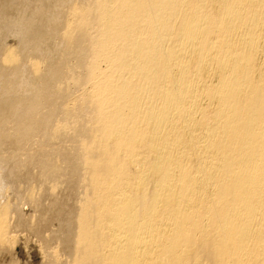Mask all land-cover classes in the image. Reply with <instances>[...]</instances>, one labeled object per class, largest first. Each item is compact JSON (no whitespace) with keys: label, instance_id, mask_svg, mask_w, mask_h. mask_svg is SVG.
<instances>
[{"label":"bare ground","instance_id":"bare-ground-1","mask_svg":"<svg viewBox=\"0 0 264 264\" xmlns=\"http://www.w3.org/2000/svg\"><path fill=\"white\" fill-rule=\"evenodd\" d=\"M12 2L11 5L16 3ZM73 3L64 12L65 17L60 13L63 18H58V12L53 19L52 25H62L55 47L60 48L56 62L51 65L47 60L41 63L40 58L29 60L25 56L31 83L23 85L24 80H17L19 83L14 84L8 77L23 72L21 46L0 44V78L5 82V86L1 83L4 97L0 92V117L13 91H27V99L19 95L16 104L20 101V106H12L14 111L8 109L16 120L21 117L28 120L26 124L25 119L22 124L15 123L19 125L16 128L19 138L26 137L32 127H39L41 132L40 126L44 128L51 122L46 134L42 132L43 137L38 136L40 132L36 134L42 143L37 152L40 158L34 159L39 160L42 168V183L36 176L40 187L50 188L48 194L44 191L47 195L52 189L51 196L57 190L60 192L62 186L74 185V194L71 191L74 201L70 199L71 205L66 201L70 207L68 216L63 214L64 225L57 221L59 217L55 218V224L63 227L58 231L60 235L51 229L58 243L54 240L55 247L48 244L52 249L46 248L47 252L42 249L46 258L42 255L41 264H264V0H75ZM11 5L5 8L6 22L2 19L1 25L4 22L10 25L7 12ZM28 6L24 9L25 18L33 20L37 11H30ZM56 7L58 11L59 6ZM13 8L17 9L15 5ZM53 10L52 14L56 12ZM23 21L13 22L19 26L15 37L24 38L28 44L43 26L41 21L40 27H34L33 23L29 27ZM6 33L3 35L8 36ZM2 38L0 43L4 41ZM32 49L31 52L35 51ZM28 99L31 102L27 104ZM42 107L48 108L49 115H42L46 111ZM7 115L4 114L6 118ZM48 117L52 119L49 123ZM5 121L0 123L5 125ZM1 131L3 128L0 143L6 142L11 135H3ZM8 142L19 144L14 139ZM7 144L1 143V149L9 147ZM10 148L6 149L9 153L13 149ZM18 162L15 165L19 167L22 162ZM12 164L11 168L17 170ZM27 171L24 169L23 173ZM35 171L39 175L37 168ZM14 176L11 181L18 180ZM6 178L10 183L11 178ZM33 183L32 186H37ZM2 185L5 186V181L0 186L3 248L11 241L5 236L12 235L9 217L14 209L11 207L12 213L8 204L12 196L4 200L8 188L5 190ZM21 186L24 193L30 190L27 186L25 192L26 184ZM14 187L20 189L16 184ZM64 188L66 195L69 188L65 191ZM36 189L31 188L29 194L39 197L40 188ZM17 193L16 198L20 194ZM22 195L18 197L21 199ZM62 197H55L58 199L55 206L60 200L63 204ZM19 198L12 199L16 202L10 204H18ZM19 205L13 208L17 210ZM21 210L17 212H27ZM58 211L61 213L62 209ZM20 215L22 220L24 215ZM29 217L26 225L32 221ZM21 220L12 223H18L16 227L25 226ZM40 221L44 223V219ZM40 221L36 223L38 227L32 223L31 231L38 228L34 233L44 236L43 230L51 222L47 219V226L41 223V227ZM59 247L62 248L57 250Z\"/></svg>","mask_w":264,"mask_h":264},{"label":"rangeland","instance_id":"rangeland-1","mask_svg":"<svg viewBox=\"0 0 264 264\" xmlns=\"http://www.w3.org/2000/svg\"><path fill=\"white\" fill-rule=\"evenodd\" d=\"M9 1H10V0H0V7H1L0 9H1V11H2V12L0 11V12H1V13H0V16H2V17H0V18H1V19H0V23L3 22L2 19L5 20V22H6L5 16H6L7 14L5 13L4 10H5V8H7L9 5H11V1L14 2V0H11L10 2H9ZM24 1H26V0H24ZM24 1H23V2H20V1L15 0L16 3H14V5L16 6L17 9H14V8H15V7L13 8L14 5H11V6L9 7V9H10L11 7H12L13 9L11 8L10 11H9V9H8V12H7V10H6V12L9 14V16H8V18H7V19H8L7 21H10L9 24H10V25L13 24L12 26H10V25H9V26H8V25H5V24H8V22H7V23L4 22L5 24L3 23V24H2L3 26L0 24V30L2 29V27L4 28V30L2 29V30L0 31V33L3 31V34H5V33L7 32V30H8V32L11 31L10 33H8V32L6 33V34H8V36H7V35H3V34L1 33V34L3 35V36H2V35L0 36V37H3V38L1 39V41L4 40L2 43H0L2 47L4 46L3 43L7 42V43H5V44H7V45H8V44H10V45L12 44L14 47L17 46V45H18V47H19V45H20L21 47L19 48V52L22 51L23 53H25L26 50H24V49L27 48V51H26L27 53H26V54L23 55L22 52H21L22 54L20 53V54H21V57H22V59H23V63H24V65H21L22 69H20V71L23 70V72L21 71V73H19L20 76H19L18 73H17V75H14L15 77H14L13 75H10L11 77L8 75L9 79H11V78L13 79V80L11 79L12 83L15 81L14 84H18V83L20 82V80H21V81L24 80L23 83L21 82V84H23V85H25V84H29V83H31V82L33 81V79L29 80L30 77H32V75H31V73H29L30 69H28V65L26 66V64H27L26 62L28 61V59L30 60V59H33V58H34L33 60H35L36 58H40V59H39L40 62H41V60H42V62H43V61L46 62V60H47L46 63L49 62V63H51V65H53V63L56 62V59H57V57H58L57 55L59 54L58 52H59L60 48H59V50H57L55 47H56V44H57L58 41H59V40L57 41V39H59L58 37H59V34L61 33L60 31H62V28H61L62 25H58V26H57V25H52V23L54 22L53 19H56V17H58V15H59L58 18H61L62 16L60 15V13L63 15V17H65V16H64V14L66 13L65 11H68V8H67V7H68V6L71 7V4H74L73 1L75 2V0H70V3L68 2V0H67V1L64 0L66 3H65V2H62L61 0H57V1H56V0H55V1H54V0H50L51 2H50L49 0H43V1L40 0V1H41V4H39V5H38L37 2L40 3V1L36 0V2H35V0H32V2L35 3V6H36V7L39 6V9L37 8L38 10L35 8V6H34V4H33L32 2L29 3L30 0H28L27 2H24ZM53 1H54V2H53ZM58 1H60V3H62V4H60ZM8 2H9L10 4H9ZM13 2H12V3H13ZM17 2L23 3V4H21L22 6L20 5L21 7H19V4H20V3L18 4ZM47 2H48V3H47ZM55 2H56V3L58 2V4H56ZM67 2H68L70 5L67 4ZM24 3H25V4H24ZM46 3H47L48 6L50 7V9L48 8V6H47ZM52 3H53V5H51ZM54 3H55V4H54ZM63 3H64V6H65V9H64ZM2 4H3V5H2ZM4 4H5V5H4ZM17 4H18V5H17ZM28 4H30V5L28 6ZM36 4H37V5H36ZM42 4H43L44 6H43ZM59 4H60V5H59ZM25 5H26V6H25ZM41 5H42V6H41ZM56 5L59 6V7L61 6V7H60V10H61V11H59V7H58V11H57V9H56V8H57ZM3 6H5V7H3ZM17 6H18L19 8H18ZM27 6H28V8L31 6V9H32V10L29 8L30 11H33V10H34L35 13H36V11H37V16H36V18L34 17L33 20H32V19H31V20H27V18H25V15H24L25 13H24V11L26 10ZM32 6H33V7H32ZM62 6H63V7H62ZM23 7H24V8H23ZM41 7H42V8H41ZM43 7H44V8H43ZM51 7H53V8L55 9V11H56L54 14L51 13L52 11L54 12L53 8H51ZM3 8H4V9H3ZM34 8H35V9H34ZM40 8H41V9H40ZM62 8H63V9H62ZM18 9L20 10V12H19ZM21 9H23V10H21ZM24 9H25V10H24ZM29 9H27V10H29ZM45 9H46V10H45ZM66 9H67V10H66ZM11 10H12V12H11ZM14 10H15V11H14ZM16 10H18V11H16ZM35 10H36V11H35ZM40 10H43V12L40 11ZM62 10H64V11H62ZM3 11H4V12H3ZM10 12H11L12 15H10ZM16 12H19V14H21L24 18H23L21 15H19L18 13H16ZM46 12H47L49 15H48ZM58 12H59V14H58ZM64 12H65V13H64ZM50 13H51L52 15H55V16H51ZM5 14H6V15H5ZM17 14H18V15H17ZM57 14H58V15H57ZM4 15H5V16H4ZM14 15H16L17 17L14 16ZM56 15H57V16H56ZM65 15H66V14H65ZM10 16H11V18H9ZM18 16H19V19L16 20V19L18 18ZM6 17H7V16H6ZM14 17L16 18L15 21H19V20H20V21L22 22L23 20H25V21L27 20L26 22H25V21H23V22L26 23V25L29 24V25H27V26H29V27L32 25V23H33L34 27H35L36 25L39 26V25L42 24L41 27H42V26H43V27L40 28L41 30H40L39 32L36 31L35 34H34L35 37L33 38L32 41H30V42H32V43L28 42V44H29V43L31 44L30 46H33L32 48H35V51H32V52L30 51V50H34V49H32L31 47H29V45L27 44V41H25L24 38L21 39V38H19V37H17V38L15 37V35H16L15 33H16V31H17L16 29H17V28L19 29V26H16V24L13 23V22H15V21L13 20ZM40 17H41V19H40ZM44 17H45V18H44ZM47 17H51L53 21L51 20V18H47ZM63 17H62V18H63ZM12 18H13V19H12ZM20 18H22V19H20ZM44 19H46V20H44ZM49 19H50V20H49ZM12 20H13V21H12ZM36 20H37V23H34L33 21L36 22ZM11 21H12V23H11ZM28 21H30V22L32 21V22L30 23V22H28ZM39 21H41V24H39V23H40ZM42 21H44V22H42ZM38 22H39V23H38ZM45 22H46V26H47V27L45 26ZM48 22H49V26H48ZM24 23H23V24H24ZM21 24H22V23H21ZM23 24H22V25H23ZM24 25H25V24H24ZM4 26H5V27L8 26V27L5 28ZM15 26H16V28H15ZM11 27H12L13 29H11ZM39 27H40V26H39ZM45 27H46V28H45ZM55 27H56V28H55ZM9 28H10V29H9ZM44 28H45V29H44ZM53 29H54L57 33H55V31H54ZM14 30H15V31H14ZM12 31H13V32H12ZM53 31H54V32H53ZM45 32H46V34H45ZM49 32H50V34H49ZM40 33H41L42 35H41ZM11 34H13V35H11ZM10 35H11L12 37L8 39V37H9ZM46 35H49V36L51 35V36L49 37V36H46ZM53 35H55V37H53ZM5 36H6V38L4 39ZM13 36L15 37V39H14ZM16 36H17V35H16ZM37 37H38V38H37ZM39 37H40V38H39ZM42 37H44V38L41 39ZM47 37H48V39H47ZM12 38H13V39H12ZM18 38H19V39H18ZM53 38H54V40H56V41H53ZM16 39L19 40V41L21 42V44H20V42L17 41ZM35 39H36V40H35ZM38 39L40 40V42H39ZM44 39H45V40H44ZM6 40H7V41H6ZM11 40H13V41H11ZM15 41H16V42H15ZM22 41H23V42H22ZM33 41H34V43H35L36 41H38V42H36V43H38V44H36V43L34 44ZM42 41H43V42H42ZM13 42H14L15 45L13 44ZM24 42H26V43L23 44ZM54 42H55V44H54ZM17 43H18V44H17ZM41 43H43V44H41ZM44 43H46V44H44ZM22 44L25 45L24 48H23V45H22ZM26 44L28 45L27 47H26ZM10 45H8V46L10 47ZM34 45H35V46H34ZM36 45H37V47H36ZM41 45H42V46H41ZM47 45H48V46H47ZM52 45H53V46H52ZM5 46H6V45H5ZM5 46H4V47H5ZM8 46H7V47H8ZM46 46H47V48H46ZM51 46H52V47H51ZM57 46H58V44H57ZM18 47H17V48H18ZM38 47H39V48H38ZM41 47H42V48H41ZM43 47H45V48H43ZM53 47H54V49H56V50H54ZM1 49H2V48H1ZM20 49H22V50L20 51ZM37 49H39L41 52H40L39 50H37ZM36 50H37L38 54L36 53ZM45 50H46V51H45ZM49 50H50V52H49ZM42 51H44V53H43ZM55 51H57V52L55 53ZM33 52H34V53H33ZM45 52H46V54H45ZM28 53H29V54H28ZM39 53H40V56H39ZM42 53H43V54H42ZM41 54H42V56H41ZM47 54H48V55H47ZM22 55H23V56H22ZM31 55H34V57H31ZM25 56H27L28 59H27ZM28 56H30V57H28ZM43 56H44V58H43ZM47 56H48V57L50 56V57L48 58ZM23 57H24V58H23ZM42 58H43V59H42ZM52 58H53V59H52ZM26 59H27V60H26ZM37 60H38V59H37ZM54 60H55V62H54ZM42 62H41V63H42ZM43 63H44V62H43ZM23 66H24V67H23ZM21 67H20V68H21ZM24 68H25V69H24ZM26 70H27L28 72H27ZM20 71L18 70V72H20ZM8 72H11V70L9 71V69H8ZM23 73H24V74H23ZM8 74H9V73H8ZM22 74H23V76H27V79H25L26 77H22ZM28 74L31 75L29 78H28ZM18 77H19L20 79H19ZM14 78H15V79H14ZM0 79H1V82H0V92H1V94H2L3 91H4V90L2 91V89H4L5 82L2 81V80H3L2 78H0ZM17 80H19V82H16ZM26 80H27V82H26ZM29 81H31V82H29ZM28 82H29V83H28ZM1 83H3L4 86H3V85L1 86ZM1 87H2V88H1ZM20 91H21L22 93L19 92V91H16L17 93H15V91L12 92L13 95H11V96H13V97L10 96L11 98H10V97L8 98L7 102H8V103L10 102V103H9V104L7 103L8 106H7V108L4 109V112H3V111L1 112L2 116L0 117V122H4V121L6 120V121H5L6 124H10V125H11V123L14 122V126H15V127H13V124H12V125H11V128H10L9 125H6L5 123H4L5 125H3L2 123H0V125L3 126V127H0V128H3V131H1V134L3 133V135H6V134L8 135V133H9V134L11 135V136L6 137V139H7L6 142H1L2 145L5 146V144H7V142L11 140V138H9V137H12V140H11L10 142H8V143L13 142V139H14V142H16V140H15L16 138L20 139V140H18V141L16 142V143L19 142V144H15V143H14L13 145H12V144H11V145H9V144L6 145V147L9 146V147L6 148V149L9 148L8 150H10V149H11L10 146H12V148H13L12 150H13V151L11 150L10 153H9L8 150H7L8 152L6 151V149H5L4 146H3L4 148H2L3 150L1 149L2 146H0V156H1L0 158H4V159H0L1 164H2V161H4V162H3L4 164H2V169H1V166H0V169H1L0 172L3 171V170H5L6 172H5V171L2 172V173L4 174V176H6V177H10V178H11V176L13 177V175H15L13 179H18V180H19V181H18V180H17V181H16V180H15V181H11V180H12V178H11V179L9 180V181H10V183H9V182H8V179H9V178L4 177L3 174L0 173V174H1L0 177L4 179V180H2V179H0V180H2L3 182L5 181V186H4V185H2V186H4V188H5V187L8 188V190H6V188H5V190L7 191L6 193H8V194H6V193L4 194V196H5V197H4V200H5V201H8L9 198H10V196H12V197L10 198L11 200H9V202L11 203L12 199L17 200V198H19L22 194H24V196H25V194L27 195V193L29 194L30 191H31V188H32V190H34V189H36V188H38V189L40 188V193H41V195H42V193H44V194H43L44 196L41 198V197H40V196H41L40 194H39V195H40L39 197H37V195H36V196L33 195V196L36 197V198H33V200H31L32 197H33L32 195L29 194V195L26 196V198L22 195L21 199L19 198L18 201H17L18 204H20L18 209H19V211H20L21 209H24V210H21V211H25V210H26V211H27L26 213H25V212H21V213H20V212H17L18 209L16 210L15 208H13L14 206H17V205H18L17 203H16L17 205H16V204L11 205V204H13V203L16 202V201L13 200V201H14V202L12 201L13 203H11V204L8 203V204L10 205V210H11V212L13 211L12 209H14V213L12 212L13 215H12V213L10 212L11 215H12V217L10 216V217H9V220H10L11 218H12V219H15V218H14V215H15V217H16V219H15L16 221H15V220L12 221V219H11V221H9V222H10L9 224L11 225L12 222H17V221L19 222V221L21 220V215H20V214H23V215H24V218H26V219H24V218L22 217V220H21V221H24L25 224H24L23 222H21V223H23L26 227L23 226V225H19V226H21V227H16V226L18 225V223H17V225H16V223H15V224L12 223V224H13L12 227L14 226V227L16 228V229H15L14 227H13V228L10 227V225H9V228H10L9 230H10V233H11L12 235L9 234V235L5 236V238L7 239V237H9L8 239H10V240L13 241V242H11V241L9 240V241L12 243V244H11L10 242H8V241L4 238V240H6V242H8V243L11 244V245H10V244L6 243V244H5V245H6V248H4L5 245L3 246L4 249L2 248V245H1V244L5 243V242L2 241V242L0 243V248H1L0 251L2 250V251L0 252V264H11V263H12V264H15V263H16V264H41V263L43 262V260L46 258V257H45V256H46V252H47L46 248L49 249V247L51 246L50 244H52V246L54 245V247H55L56 243H58V241H56V239L54 238V237H55L54 235H55V232H56V231H57V234H56V235H60V233H58V231H61V229L63 228V227H62V228H60V227H61V225L63 224V221L65 220L64 217H66V215L68 216V214H69V213H68V210H69L68 206L70 207V205H71L70 203H72V202L74 201V200H73L74 198L72 199V197H74V195H72V193H71L72 189L74 188V185L72 186L73 188L71 187V185H69L70 188H69L67 185H66L67 187H66V186H62V189L60 188V190L62 191V195H64L63 188H64V187H65V188H69V190H70V194H68V193H69V190H68V193H66L67 191H65V190H67V189L64 188L65 194H66V195L68 194L67 196L71 195V196L69 197V199H67L68 197H67L66 195H64L65 198L62 197V195H59L60 192H61V191L59 192V190L56 191V192H58V195L55 194V193H56V192H55V193H54L55 195L52 194V195L50 196V194L53 193V190H52V189L50 190V194L47 195V194H48L47 192H49V189H50V188H48V187H47L48 191H46L47 189L45 190V189L42 187V189H43V192H42V189H41V187H40V186H42V185L40 184V183H42L41 176H40V175L42 174V172H41V171H42V170H41L42 168H40L41 166H40V164H39V160L35 161L36 158H37V159L40 158V156H39L40 153H37V152H40L39 148H41V147H39V146L42 144V143H40V140L38 139V136H39V135H40V136L42 135V137H43L44 133L46 134V130H47V128L49 127L48 125L51 124L50 121H51L52 119H50L51 117H48V119H49V120H48V123H49V122H50V123H49L48 125L46 124L47 126H44V128H46L45 131H43V130H44L43 126H40V127H42V128L40 129L41 132L39 131L40 133L38 132L39 127H36V129H35L34 127H32L31 130H32V129H33V130H32V131H31V130H28V132L26 133V134H27L26 137L29 135V137H27L28 140H27V138L25 137V135H24V136H21V138L24 137L23 139L19 138V137H18V134H17V129H16L19 125H18V126H16V125H17L19 122H20L19 124H22V122H24V121H25V124H26L28 120H26V119L23 118V117H21V119H19V120H16V119H15L16 116L13 117L14 114H13V116H12V112H11V111H14V110H15V108H13V107H15V106H20V105H21V103L19 104L20 101L16 104V102L20 99L19 95L22 96V97H23L24 95L27 96L26 99L29 97L28 95H26V94H29V93H27V91L24 90V91H25V94H23V93H24L23 90H20ZM18 92H19V93H18ZM1 94H0V95H1ZM16 94H17V95H16ZM1 96H3V94H2ZM1 96H0V99L2 98ZM3 97H4V96H3ZM14 97H16V100H15ZM18 97H19V98H18ZM13 98H14V100H12V102H11V99H13ZM17 98H18V99H17ZM9 99H10V101H9ZM27 101H28V102H27ZM29 101H30V100L28 99V100H26L25 102L28 104V103L31 102V101H30V102H29ZM14 102H15L16 105L14 104ZM11 103H12V105L10 106ZM18 104H19V105H18ZM12 106H13V107H12ZM9 107H10L11 111H10V109H8ZM12 108H13V110H12ZM43 108H44V107H42V110H43V111L46 110V111H45V113L42 112V113H43L42 115H44V114H45V116L49 115V113H48V111H49L48 108H47V109H46V107H45L44 109H43ZM5 110H6V111H5ZM8 111L11 112V113L9 114ZM7 113H8V115H9V117H8L9 119L5 117ZM14 113H15V112H14ZM4 114H5V116H4ZM8 115H7V116H8ZM10 115H11V118L13 117L12 120H11V118H10ZM3 116H4V117H3ZM5 118H6V119H5ZM1 119H3V121H2ZM23 119H25V120L23 121ZM13 120H14V121H13ZM15 120H16V121H15ZM8 121H9V122H8ZM11 121H12V122H11ZM17 121H19V122H17ZM7 122H8V123H7ZM15 123H17V124H15ZM7 126H9V127H7ZM4 128H5L6 130H5ZM9 128H10V129H9ZM14 128H15V129H14ZM7 129H9V130H7ZM11 129L13 130V132L11 131ZM34 129H35L36 131H35ZM48 129H49V128H48ZM1 130H2V129H1ZM29 131H30V132H29ZM35 132H36V133H35ZM42 132H44V133L42 134ZM11 133H12V134H11ZM13 133H14V134H13ZM38 133H39V134H38ZM33 134H34V135H33ZM36 134H38V136H37ZM13 135H17V136H13ZM31 135H32V137L34 136L33 138L36 137V138L38 139L39 142L37 141L36 138L33 139L32 137H30ZM15 137H16V138H15ZM29 138H30V139H29ZM40 138H41V137H40ZM8 139H10V140H8ZM25 139H26V140H25ZM32 139H33V140H32ZM22 140H24V141H22ZM29 140H30V141H29ZM31 140H32V142L34 141V143L31 144ZM48 140H49V139H48ZM25 141H27V142L25 143ZM35 141H36V142H35ZM46 142H47V141H46ZM1 143H0V145H1ZM4 143H5V144H4ZM20 143H22V144H20ZM29 143H30V144H29ZM35 143H36V144H35ZM38 143H39V145H38ZM23 144H24V145H23ZM25 144H28V145H29V146L27 145L28 148H27V146L25 147ZM16 145H17V146L19 145V146H18L19 148H18ZM21 145H22V146H21ZM32 145L34 146V149H35V150L32 148V147H33ZM36 145H37L38 147H36ZM30 146H32V147H30ZM22 147H24V148H26V149L24 150ZM35 147L38 148L37 151H36V148H35ZM31 148H32V149H31ZM4 149H5V150H4ZM14 149H16V150H14ZM18 149H19V150H18ZM21 149H22V151H21ZM23 150H24V152H23ZM26 150H27V151H26ZM29 150L32 151V152H28ZM33 150L35 151V153H37V156H38V157H37L36 155H35V157H34V155L32 154V153H33ZM2 151H3V152H2ZM5 151H6L7 153H6ZM12 152H13V153H12ZM14 152H15V153H14ZM21 152H22L23 154L27 152L28 156L30 155V157L33 158V159L31 160L30 157L27 156V154H24V156H22L23 154H22ZM3 153H4V154H3ZM7 154H8V155H7ZM9 154H10L11 157L9 156ZM11 154H12L13 156H12ZM18 154H20V155H18ZM31 154H32V155H31ZM38 154H39V155H38ZM3 155H4V156H7V157H4ZM17 155H18L19 157H18ZM9 157H10V158H9ZM15 157H16V158H15ZM20 157H21V158H20ZM24 157H25V158H24ZM5 158H7V159H5ZM8 158H9V159H8ZM19 158H20V160H19ZM22 158H23V160L21 161ZM28 158L30 159L29 161H28ZM11 159H12V160H11ZM14 159H15V160H14ZM24 159H26V160H24ZM34 159H35V160H34ZM1 160H2V161H1ZM9 160H11V162H10ZM13 160H14L15 162H14ZM16 160H17V161H16ZM18 161H19L20 163L22 162V163H21L22 165L19 164V165H20L19 167H18L17 165H15V164H17ZM23 161H24V163H23ZM26 161H28V162H33V161H35V163L33 162L34 164H32V165L35 167V169L37 168V170H39V175H37V171L34 172L35 169H34V170L32 169V168H34V167H32L31 163H28V162H26ZM8 162H9L10 164H9ZM19 162H18V163H19ZM25 162L28 163L29 165L26 164ZM36 162H37V163H36ZM7 163H8V166H9L10 168L7 167ZM12 163H14V165L17 166V167H16L17 170H16L15 168H14V169L11 168L12 166H10V165H13ZM5 165H6L7 168L5 167ZM23 165H25V166H23ZM35 165H37L38 167L35 166ZM26 166H27V167L29 166V168L31 167V169H28ZM39 166H40V167H39ZM3 167H4L5 169H3ZM21 167H22V168H21ZM8 168H9V169H8ZM20 168H21L22 170H21ZM23 168L25 169V171H27V170H28V171H29V170H33V173H32V171H31V173H30V171H29V172L27 171L26 174H28V175H26V174L23 173V172H24V169H23ZM7 169H8V171H9L8 173H7ZM10 169H11V170H10ZM19 169H20V170H19ZM11 171H12V173H11ZM15 171H16L17 173H16ZM18 171H19V172H18ZM20 171H22V172H20ZM13 172H15V173H13ZM40 172H41V174H40ZM5 173H7V174H5ZM22 173H23V174H22ZM29 173H30V174H29ZM8 174H10V175H8ZM11 174H13V175H11ZM19 174L21 175L22 178L19 177V176H17V175H19ZM31 174H33L32 177H33V179H35V181L32 179ZM7 175H8V176H7ZM24 175H26V176H24ZM34 175H35V176H34ZM28 176L31 177V178H30L31 181L34 182V183H33V182H32V183L35 184V185H37V186L39 185V187H37V186H32V183L30 182ZM36 176H37V177L39 176L38 178H39L41 181H40ZM24 177H26L27 179L25 178V179H26V180H25ZM5 178H6V179H5ZM20 179H21V180L23 179V180H22L23 183H22V181H20ZM36 179H38L37 184H36ZM6 180H7V182H6ZM27 180H28V182H27ZM2 181H1V182H2ZM39 181H40V183H39ZM1 182H0V186H1ZM11 182H12V183H11ZM6 183H8V184H6ZM21 183H22V184H21ZM28 183H29V184H28ZM2 184H3V183H2ZM9 184H10V186H9ZM11 184H12V185H11ZM15 184H16V188H20L21 185H22V186H25V184H26V186H25V188H24L25 192L28 191L27 189H30V190H29L27 193H24V191L21 190V189H23V187L21 186L22 188L19 189V190H20V192H19L18 189H15V187H14ZM17 184H18V185H17ZM19 184H20V186H19ZM7 185H8L9 187H8ZM27 186H29V187L27 188ZM31 186H32V187H31ZM10 187H11V188H10ZM12 187H13V188H12ZM30 187H31V188H30ZM33 187H34V188H33ZM9 188H10V189H9ZM26 188H27V189H26ZM11 189L14 190V191L18 190L17 192L20 193V194L18 195L17 192H15V193L13 192L14 194H13L12 192L9 193L10 191H12ZM21 191H22L23 193H22ZM44 191H45L47 194H46ZM73 191H74V190H73ZM73 191H72V192H73ZM16 193H17V195L19 196V197L17 196V198H16V196H15ZM21 193H22V194H21ZM35 193L38 194L39 191H38V193H37V189H36V190H35ZM10 194H12V195H10ZM73 194H74V192H73ZM6 195H7V197H6ZM8 196H9V197H8ZM29 196H30V198H28ZM45 196H47L48 198L45 197ZM49 196H50V197H49ZM52 196H54V197H52ZM56 196H57L58 199H59L60 197H62L61 199H62L64 205L61 204V202H60L61 200H60V201H58L59 204H57L58 207L55 206V203H57V202H55L56 199H57V198H55ZM58 196H60V197H58ZM13 197H15V198H13ZM44 197H45V198H44ZM7 198H8V199H7ZM37 198H38V199H37ZM46 198H47V200H45ZM52 198H53V199H52ZM54 198H55V199H54ZM63 198H64V199H63ZM6 199H7V200H6ZM23 199H27V200H24V202L27 201V202H26L27 204H23V203H24V202H23ZM58 199H57V200H58ZM65 199H66V200H65ZM70 199H72L73 201L71 200L72 202H70ZM30 200H31V201H30ZM35 200H36V202H35ZM42 200H44V201H42ZM67 200L69 201L68 203H69L70 205L67 204V202H66ZM33 201L35 202V205L37 204L36 206H35V205L31 206L32 203L34 204ZM39 201H40L41 203H40ZM45 201H46V202H45ZM51 201H52L53 203H52ZM21 202H22V203H21ZM31 202H32V203H31ZM37 202H39V204H41V205H39ZM44 202H45V204H44ZM29 203H31V204H29ZM28 204H29V207H28ZM53 204H54V205H53ZM60 204H61V205H60ZM42 205H43L44 207H42ZM62 205H63V206L67 205V206H65L66 208H64ZM21 206H23V207H21ZM30 206H31L32 208L34 207V209H35V207H37V209L34 210V209H32ZM38 206H39V207L41 206L40 208H43V209H41V211H40V210H39L40 208H39ZM54 206H55L57 209H56ZM11 207H12V209H11ZM17 207H18V206H17ZM20 207H21V208H20ZM38 208H39V209H38ZM52 208H53V209L55 208V210H51ZM58 208H59V209H58ZM31 209H32V210H31ZM61 209H62L63 212L61 211ZM30 210H31V211H30ZM58 210H60L61 213H60ZM32 211H34V212L32 213ZM35 211H36V213H35ZM38 211L41 212L39 216H37V215L39 214ZM48 211H49V212H48ZM51 211H52V212H51ZM53 211H54V212H53ZM66 211H67V212H66ZM29 212H30V215L27 214V213H29ZM37 212H38V213H37ZM55 212H56V213L58 212V215H54V214H56ZM15 213H16V214H15ZM18 213H20V214H19L20 216L18 215V216L20 217V219L17 218V217H18V216H17ZM31 213H32V214H31ZM42 213H43V214L45 213V214L43 215ZM59 213H60V214H59ZM26 214H27V215H26ZM35 214H36L37 217L34 216ZM50 214H52V215H50ZM63 214H66V215L64 216ZM25 215H26L27 217L30 216L29 218H30V219L32 218L31 220H32L33 222L31 221V223H28V224L26 225V222H30V220L28 219V220H29V221H28V220H27V217H25ZM31 215H33V217H32ZM41 215H43V217L46 216V218H43V217H42V218L44 219V223L40 221V220L43 221L42 218H39V217H41ZM53 215L56 216V217H53ZM50 216H51V217H50ZM62 216H63V218L60 219V217H62ZM47 217H49L50 219L47 218ZM58 217H59V218H58ZM33 218H34V220H33ZM36 218H39L38 221H40V224L42 223L43 225L45 224L46 226H47V224H48V223L46 222L47 219L49 220L48 222H51V225H53L52 222H54L53 227L50 228L49 226H51V225H48V226L46 227L47 229L44 228V230H43V235H44V236H42L41 234L38 233L39 235H41V236H39V235L37 234V232L34 233V231H37L38 228H37L36 230H34V231H31V230L33 229V227H32L33 224H32V223H34L35 220L37 221ZM55 218H56V220H57V218H58V220H57L58 222L61 221V222H59V224H61L60 227H59L58 224H55V223H57V221L55 220ZM17 219H18V220H17ZM23 219H24V220H23ZM59 219H60V220H59ZM63 219H64V220H63ZM26 220H27V221H26ZM45 220H46V221H45ZM38 221L34 223V226L37 225L36 223H39ZM35 224H36V225H35ZM42 224H41V227H42ZM49 224H50V223H49ZM28 225H29L30 227H29ZM63 225H64V224H63ZM63 225H62V226H63ZM38 226H39V225H37V227H38ZM57 226H58V227H57ZM48 227H49V229H48ZM54 227L57 228V229H55ZM28 228H29V229H28ZM31 228H32V229H31ZM35 228H36V227H34V229H35ZM58 228H59V230H58ZM11 229H12V230H11ZM19 229H20V230H19ZM45 229H46V230H45ZM51 229H54L55 232H53ZM7 230H8V228H7ZM9 230L7 231L8 233H9ZM47 230H48L49 232H46ZM50 230H51V231H50ZM11 231H12V232H11ZM38 231H39V230H38ZM45 232H46L47 234H46ZM51 232H53L52 235H51ZM44 233H45V234H44ZM36 234H37V235H36ZM14 235H15V236H14ZM50 235H51V236H50ZM10 236L15 237L16 241H15V240H12L13 238L10 237ZM45 236H46V237H45ZM48 236H49V237H48ZM40 237L43 238V239H41ZM50 237H51V238H50ZM52 237H53V240H52ZM45 238H46L47 240H48V239H49V240L51 239V240H50L51 242H50L49 240H48L49 242L47 241V243L44 242V241L46 240ZM54 240H55L56 243L54 242ZM41 241H42V242H41ZM52 241H53V243H52ZM14 242H15V243H14ZM43 242H44L45 244H43ZM41 243H42V244H41ZM54 243H55V244H54ZM48 244H49L50 246H49ZM44 245H45V246H44ZM47 245H48V246H47ZM10 246H11V247H10ZM52 246H51V247H52ZM60 246H61V245H60ZM51 247H50V248H51ZM43 248H44L45 250H44ZM61 248H62V247H59V249L57 248V250H60ZM42 249H43L44 251H46L44 254H42V252H44ZM51 249H52V248H51ZM8 250L10 251V253H8V252H9ZM11 250H12V251H11ZM42 255L44 256V257H43L44 259L42 258ZM41 259H42V260H41ZM10 261H11V262H10ZM14 261H15V262H14ZM41 261H42V262H41Z\"/></svg>","mask_w":264,"mask_h":264}]
</instances>
